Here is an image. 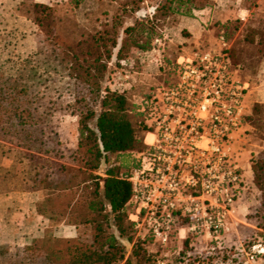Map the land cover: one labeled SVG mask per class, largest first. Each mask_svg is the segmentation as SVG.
Here are the masks:
<instances>
[{
    "label": "rangeland",
    "instance_id": "obj_1",
    "mask_svg": "<svg viewBox=\"0 0 264 264\" xmlns=\"http://www.w3.org/2000/svg\"><path fill=\"white\" fill-rule=\"evenodd\" d=\"M77 1L0 0V75L31 86L33 107L43 118L39 141L25 138L27 130L22 135L13 129L9 134L0 131V246L7 251L0 264H22L26 246L46 242L49 247L56 239L62 246L67 240L93 238L95 224L86 219L95 180L83 181L88 174L79 148L80 109L89 103L99 110L100 101L73 77L69 51H88L92 36L112 28L117 19L123 22L120 44L101 80L104 89L111 86L139 102L156 85L174 78L169 70L179 56L199 46L219 49L222 31L236 78L248 84L246 124L234 144L246 185L225 230L219 237L188 233L168 244L150 240L144 244L142 263L264 264V220L259 214L263 192L253 169V161L264 158V0H192L167 16L157 12L167 0ZM37 4L52 8L48 17ZM148 20L157 31L152 49H132L129 61L120 63L124 29ZM139 135L144 138L145 133ZM133 158L132 152L122 153L112 156V163L121 165V172L130 171ZM105 227L119 234L114 226ZM130 234L132 240L121 239L126 258L138 239L136 231ZM133 264H138L135 257Z\"/></svg>",
    "mask_w": 264,
    "mask_h": 264
},
{
    "label": "built area",
    "instance_id": "obj_2",
    "mask_svg": "<svg viewBox=\"0 0 264 264\" xmlns=\"http://www.w3.org/2000/svg\"><path fill=\"white\" fill-rule=\"evenodd\" d=\"M219 45L179 56L174 78L136 102L149 129L134 167L121 175L132 184L129 220L138 238L219 237L243 196L234 144L246 124L248 84L236 78L224 31Z\"/></svg>",
    "mask_w": 264,
    "mask_h": 264
},
{
    "label": "trees",
    "instance_id": "obj_3",
    "mask_svg": "<svg viewBox=\"0 0 264 264\" xmlns=\"http://www.w3.org/2000/svg\"><path fill=\"white\" fill-rule=\"evenodd\" d=\"M191 1L167 0L159 4L158 15L167 16L171 12H180L181 8ZM174 2H178L177 6H174ZM36 6L41 7L43 13H48L47 17L52 10L47 5ZM40 22L43 24L42 20ZM120 27H123V22L117 19L112 28L92 36L88 42V51L78 52L75 47L69 51L73 55V77L79 80L84 89L87 88L91 94H96L97 101H100L99 110L89 103L80 109L79 148L86 169L84 173L88 174V179L83 181L86 185L89 179L95 180L94 198L88 203L90 217L86 219V222L95 224L93 238L90 241L80 238L67 240L62 246L60 239H56V244L49 247L46 242L41 246H26L22 264L25 261L33 264H119L125 259V264H133V257L137 258L138 264H143L142 261L146 259L144 244L153 240L152 237L138 238L131 256L126 258V248L121 239L126 237L132 240L130 231H135L133 223L129 220L132 184L122 177L121 165L112 163V156L127 152L133 154L142 150L144 138L139 132L146 133L149 127L145 113L140 111V104L129 101L125 92L119 89L111 86L104 89L101 85V80L109 69L108 62L120 44ZM156 35V28L149 20L137 21L134 25L127 26L118 52L120 63L129 61L132 49L144 52L151 50ZM230 56L235 65L231 54ZM175 63H171L169 75L175 76ZM170 80L167 79L168 82ZM31 92V86L19 84L17 81L9 82L0 75L1 132L9 134L13 129L17 135H22L21 133L27 130L25 138L39 141L43 118L38 109L33 107ZM134 165L133 158V167ZM253 169L255 182L263 192L259 214L264 220V158L254 160ZM94 171H97V174H93ZM105 226H114L119 234L109 232ZM262 227L264 228V223ZM6 253V248L0 246V257Z\"/></svg>",
    "mask_w": 264,
    "mask_h": 264
},
{
    "label": "crops",
    "instance_id": "obj_4",
    "mask_svg": "<svg viewBox=\"0 0 264 264\" xmlns=\"http://www.w3.org/2000/svg\"><path fill=\"white\" fill-rule=\"evenodd\" d=\"M34 193V192H33ZM21 212V211H20Z\"/></svg>",
    "mask_w": 264,
    "mask_h": 264
}]
</instances>
